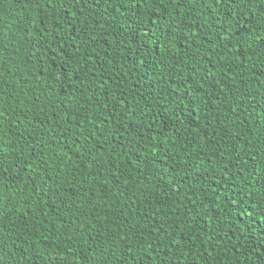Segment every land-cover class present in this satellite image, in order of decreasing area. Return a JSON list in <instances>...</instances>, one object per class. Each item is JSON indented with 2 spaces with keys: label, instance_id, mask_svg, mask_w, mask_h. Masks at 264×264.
<instances>
[{
  "label": "trees",
  "instance_id": "16d2710c",
  "mask_svg": "<svg viewBox=\"0 0 264 264\" xmlns=\"http://www.w3.org/2000/svg\"><path fill=\"white\" fill-rule=\"evenodd\" d=\"M180 3L0 0V264H264V0Z\"/></svg>",
  "mask_w": 264,
  "mask_h": 264
},
{
  "label": "snow or ice",
  "instance_id": "6c2138e0",
  "mask_svg": "<svg viewBox=\"0 0 264 264\" xmlns=\"http://www.w3.org/2000/svg\"><path fill=\"white\" fill-rule=\"evenodd\" d=\"M136 2V8H139L141 0H135ZM145 3V7H147V4L151 2V0H143ZM160 3H163V0H159ZM174 4L178 6H182L180 3V0H173ZM188 3H195V0H188ZM134 16L141 17L140 20L133 19L131 24L129 25L132 29V33L138 35L141 32L148 31L151 35H154V33L150 32V29L148 28V25L143 23V19L147 18L146 13H142L140 11L133 10ZM153 27L155 25L153 24ZM12 55L8 51V44L3 38L2 34H0V78L3 77L5 73V67H6V57ZM0 198H2V192H0ZM264 199V197H262ZM0 207H2V204H0Z\"/></svg>",
  "mask_w": 264,
  "mask_h": 264
}]
</instances>
